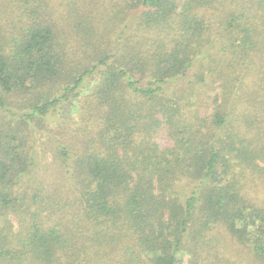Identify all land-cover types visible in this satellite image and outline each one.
<instances>
[{
  "label": "trees",
  "instance_id": "16d2710c",
  "mask_svg": "<svg viewBox=\"0 0 264 264\" xmlns=\"http://www.w3.org/2000/svg\"><path fill=\"white\" fill-rule=\"evenodd\" d=\"M263 196L264 0H0V264H264Z\"/></svg>",
  "mask_w": 264,
  "mask_h": 264
},
{
  "label": "rangeland",
  "instance_id": "374dc122",
  "mask_svg": "<svg viewBox=\"0 0 264 264\" xmlns=\"http://www.w3.org/2000/svg\"><path fill=\"white\" fill-rule=\"evenodd\" d=\"M68 106H66V105H64L62 108L63 109H61V110H59V112H56L55 114H52L51 116H49L48 118H47V121H48V124H51V125H53V124H55V123H57V122H71V120L69 119V114H70V108L68 107ZM263 198H264V196H263ZM187 256H185L184 257V259L186 258ZM241 258H243L244 259V257L242 256Z\"/></svg>",
  "mask_w": 264,
  "mask_h": 264
}]
</instances>
